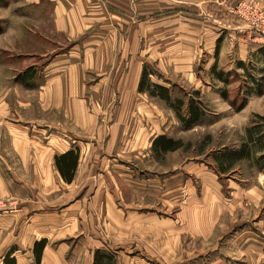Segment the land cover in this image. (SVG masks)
I'll list each match as a JSON object with an SVG mask.
<instances>
[{"label":"rangeland","instance_id":"374dc122","mask_svg":"<svg viewBox=\"0 0 264 264\" xmlns=\"http://www.w3.org/2000/svg\"><path fill=\"white\" fill-rule=\"evenodd\" d=\"M15 1L0 0V22L4 29L0 34L1 171L6 170L8 154L13 153V138L24 137L28 128L23 125H29L31 121L36 123V114L46 112L49 115H43L45 118L42 119L67 124L76 135L86 136L77 142H88L91 146L93 161L86 165L85 171L79 170L83 171L81 182L87 175L89 179L74 184L77 185L74 196L85 192L84 186L90 177L98 189L97 180L99 183L105 174L110 178L109 185L114 184L117 188L115 180H118L123 190L120 197L126 205L148 202L171 208L175 219L185 221L182 225L188 229L185 236L193 237L189 251H217L213 256V261L221 260L217 264H264V140L249 143L247 134L248 129L255 126L264 136V93L256 92L255 81L264 84V46L258 44V50L263 52L252 53L244 61L246 68L239 67L240 60L237 59L231 69L222 70L217 64L216 70L212 71V64L218 58L214 57L215 52L220 54L224 39L230 38L232 33L231 29H223L222 24H228L230 20L237 24L238 19L241 22L238 25L243 28L241 33L251 37L252 30L246 28L249 27L247 6L253 2L264 9V0H145L146 5L139 8V12L145 14V20L134 23L131 15L137 16L138 13L133 12L135 9L129 14L131 31L134 33L135 27L142 31L141 39L131 35L122 47L120 42L112 40V36L109 42L103 38L101 42L98 38L72 42L52 31L51 39L62 41L63 45L54 44L55 50L46 59L38 54L35 60L28 41L30 37L32 41L34 32L41 39L43 32L30 25V33H24L28 30L24 21L28 22V19L14 18V6L8 28L5 18L10 4ZM220 33L223 39L217 40ZM132 40L133 52L142 49L149 83L169 87L170 100L141 91L139 87H110L115 80L121 82L124 75L127 78V74L118 71L121 57L112 58L109 46L117 54L118 49L131 48ZM75 43L84 58L69 62L83 65L81 70L74 68L76 70L66 77L63 88L68 91L54 92V95L38 93L35 88L48 82L41 74L46 61L53 58L59 47L68 50ZM8 48L15 50L13 56ZM102 60L110 62L107 71L101 72L94 67ZM113 61L116 65L112 67ZM223 72L232 74L224 82L218 78ZM103 78L106 79L102 82ZM250 91L252 93L248 95ZM133 94L138 99L133 100ZM246 95V106L237 110ZM190 99L200 102L203 116L188 127L179 117L178 110L188 117ZM48 100L63 101L69 110L67 117L63 108L57 107L54 112L42 110L43 103ZM98 129H104L105 134L101 135ZM32 132L37 134V125ZM115 132L119 136L116 141ZM159 132L179 140L181 147L168 153L154 149V144H149ZM121 135L126 148L117 152L119 150L111 148ZM131 143H141L142 147L135 148ZM246 143L250 145L251 157L230 165L229 162L221 163L218 157L226 150H240ZM108 158H113V168L109 167L112 162ZM156 186L158 191L155 192ZM166 189L170 194L165 193ZM113 195L117 198V193ZM1 198L8 205L7 210L15 202ZM102 199L106 201L102 195L95 198V208L90 207L91 213H85L83 220H69L71 215L65 214L64 227H59L56 236L51 237L50 242L55 247L59 242L70 246L66 249L68 264H89L90 254L86 248L110 245L117 240L114 229L119 224V217L113 212L120 208L118 198L115 199L117 206L111 201L106 205ZM190 227L194 232L189 230ZM202 229L210 230L211 235L208 238L202 236L199 231ZM80 230L87 232L86 238L80 237ZM80 239L82 243H79ZM57 248V254L63 256V248Z\"/></svg>","mask_w":264,"mask_h":264},{"label":"crops","instance_id":"0c3cea01","mask_svg":"<svg viewBox=\"0 0 264 264\" xmlns=\"http://www.w3.org/2000/svg\"><path fill=\"white\" fill-rule=\"evenodd\" d=\"M145 5V0H17L10 4L8 17L5 20H7L6 25L9 28L8 18L11 17V8L14 6L16 8L15 12L13 11L14 18L28 19L29 23L24 21L28 24V30L26 29L24 33H30V25L36 30H41L43 32V35L40 36L41 39L37 38V34L34 32V38L31 41L30 37L28 42H31L32 53H35L32 54L33 60L38 54L46 59L47 55L55 50L52 48L54 44L63 45L62 41L51 39L52 31L61 33L60 36L62 35L66 40L72 42L81 38H98L100 42L103 38V41L109 42L112 36V40L120 42L122 47L125 40L131 39V35H134L136 39H141L143 32L139 29L136 30L135 27L133 33L129 25L131 17L134 23L145 20V14L139 12L140 6ZM131 11L137 12V16L132 14L129 17ZM230 22L222 24L223 29H231L232 33H230V38L224 39L223 43L225 44L222 46L220 54L215 52L214 57L218 58L215 57L216 60L212 64V67L218 64L222 70H226L227 67L233 68L237 59L245 61L252 56V53L259 55L263 52V50H258L260 48L258 43L250 40V37L245 33H241L243 28L238 25L241 24L238 19L237 24ZM222 35L220 33L217 40H222ZM66 40L64 41L66 42ZM132 43L133 40L131 48H123V51L121 48V50L118 49L117 54L109 46L112 58H116V55L121 57L118 71L127 74V78L124 75L121 82L115 80L110 87H139L144 69L143 52L141 48L133 52ZM76 44H71L70 50L59 47L60 50L54 54L53 58L49 57L41 71L48 82L47 84L42 82L36 88L34 87L38 88V93L54 95V92L68 91V88H63L64 84L66 85V77L73 70H81L80 66L83 65H73L69 62L70 59L81 60L84 56L82 53L80 54V48L76 47ZM218 48L217 46L216 49L218 50ZM8 50H11L10 54L14 55V49L8 48ZM92 59L93 57L90 61ZM83 62L86 63L85 60ZM109 64L110 62L102 60L94 67L102 72L103 69L107 71ZM114 65H116L115 61H113L112 67ZM104 79L106 78H103L102 82ZM135 99L138 98L133 94V100ZM68 104V108H71V104ZM43 105L42 110L44 111L54 112L58 107L65 110L66 117L68 115L69 110L61 100L58 103L48 100ZM43 115L49 114L46 112H42L40 115L36 114V123L31 121L29 125H23L28 128L27 134L22 138H13V153L12 155L8 154L6 170L2 172L0 169L2 179L0 180V196L15 200L8 210L7 208L0 210V264H4L5 255L12 249H14L13 256L16 257L17 264H37L34 246L37 241L42 239H47V244L40 264H68L66 253L68 250L66 251V249H69L70 246H64L63 242H59L57 247L61 246L64 252V255L61 256L57 254L58 248L52 245L53 242H50L51 237L56 236L55 233L58 232L59 227H64L65 214L71 215L69 220L85 219V213L87 215L91 213L90 207L95 208V198L99 195L106 197V201L102 199L107 203L106 205H108V201L116 206L117 202L120 204V208L113 212L114 216L119 217V224L114 229L117 240L112 241L110 245H95L94 247L89 245L90 247L86 248L90 254L89 264L93 263L94 251L100 248L117 251L118 264H158L173 261L179 262L178 264H217V262H221V260L213 261V256L218 253L217 251L200 250L198 253L189 251L188 245L191 246L193 237L189 239L185 236L188 230L186 226L182 227L185 221L175 219L171 208L160 206L158 203L150 205L148 202L126 205L123 197H120L123 190L119 187L118 180H115L117 188L114 184L109 185L110 178L108 179L105 174L99 179V183L97 180L98 189H95V181H93V177H90L91 180L84 186L85 192L82 191L74 196V187L77 186L74 184L81 179L83 172L79 170H84L86 165L93 161L91 160V146L88 142L82 144L77 142L86 136L76 135L75 132L68 129L67 124L63 125L42 119L45 118ZM66 120L69 121V119ZM36 125L37 134L32 132ZM98 132L101 135L105 134L104 129H98ZM116 134L117 132H115L114 141L119 137ZM160 134L159 132L154 135L149 145L152 146L154 139ZM123 138L121 135L117 144L112 145L111 149L119 150L117 152L124 151L126 145L122 143ZM133 145L139 149L142 147L141 143ZM70 150L78 152L79 162L74 179L66 182L60 174L56 157ZM108 160L112 162L110 163L112 165L108 164L109 167L113 168L115 164L113 158H108ZM162 172L165 175L168 174L166 171ZM87 176L84 179L88 180ZM161 177L168 178V176ZM84 179L82 182L79 180V183H83ZM156 191H158L157 186L155 187ZM115 193H117V202L115 200L117 198L113 195ZM165 193L170 194L169 189H166ZM178 230H182L183 233H179ZM189 230L194 232L192 227ZM48 231L51 232L48 233ZM199 231L204 237L208 238L211 235L210 230ZM79 232L80 237L86 238L87 232L84 230Z\"/></svg>","mask_w":264,"mask_h":264},{"label":"trees","instance_id":"16d2710c","mask_svg":"<svg viewBox=\"0 0 264 264\" xmlns=\"http://www.w3.org/2000/svg\"><path fill=\"white\" fill-rule=\"evenodd\" d=\"M3 27L0 22V34L3 32ZM215 64L212 67V71L216 70ZM239 67L246 68V64L244 61H240L238 63ZM29 71V70H28ZM33 76V75H32ZM232 76L231 73L225 74V72L220 73L218 75V78L220 80L227 81L228 77ZM227 77V78H226ZM149 74L147 73L146 68L142 71V77L139 83V88L141 91H149L151 95H159L164 100H170L171 97V89L169 87H165L163 85L153 83H149ZM27 79V78H26ZM263 80V79H262ZM261 80V81H262ZM148 81V82H147ZM258 85V90L256 92L258 94L264 93V84L261 85L260 80H255ZM159 91V92H158ZM224 95L227 94L226 91L223 92ZM252 91L248 95H250ZM245 96L244 101L239 105L238 109H242L247 104V97ZM189 106H188V117L181 114L180 109L178 110V115L181 118V120L184 121V123L189 127L192 124H194L198 119H200L203 116V110L201 107V104L199 101H195L193 99L189 100ZM180 106L183 104L182 102H179ZM258 127L253 126L252 128H249L247 131L248 134V142H262L264 140V136H262L260 131H257ZM249 143L244 144L240 150H226V153H224L222 156L218 157L221 163L229 162L230 164H233L234 162L245 158V157H251V149ZM153 147L157 151L166 152L177 150L181 147V142L179 140H174L173 138H170L169 136L160 135L156 137L153 141ZM78 152L76 150H70L69 152L62 154L60 156L56 157L57 166L60 171V174L63 176V179L66 182H70L75 177V171L78 166ZM225 170V169H224ZM47 244V239H42L41 241H37L34 246V254L36 257L37 264H40L42 259V254L44 251V248ZM14 249L10 250L4 257V264H17L16 257L13 256ZM93 263L92 264H118V253L117 251L107 249V248H100L94 251L93 253Z\"/></svg>","mask_w":264,"mask_h":264},{"label":"built area","instance_id":"2783aa9c","mask_svg":"<svg viewBox=\"0 0 264 264\" xmlns=\"http://www.w3.org/2000/svg\"><path fill=\"white\" fill-rule=\"evenodd\" d=\"M249 9V27L248 30H252L250 39L261 46H264V9H260L257 3L250 2L247 6ZM8 205H6L3 199L0 197V210H5Z\"/></svg>","mask_w":264,"mask_h":264}]
</instances>
